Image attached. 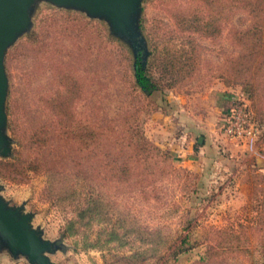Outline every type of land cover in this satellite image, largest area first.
Masks as SVG:
<instances>
[{"label":"rangeland","instance_id":"obj_1","mask_svg":"<svg viewBox=\"0 0 264 264\" xmlns=\"http://www.w3.org/2000/svg\"><path fill=\"white\" fill-rule=\"evenodd\" d=\"M77 11L85 18L102 21L105 37L94 25H86L77 19ZM30 20V26L18 35L17 44H11L4 57L8 78L6 102L9 94L14 116L21 126L44 123L52 130L53 121L35 92L51 83L52 62L61 60L72 64L80 74L87 76L85 93L77 104L79 110L102 123L132 110L143 134L171 155L172 168L166 167L167 161L159 157L155 176L145 183L140 181L144 173L142 168L136 166L134 173L137 175L121 186L112 198L118 208L134 215L145 226L161 227L172 238L188 233L190 242L202 241L211 225L223 226L244 218L251 178L256 172H264V157L253 155L240 139L223 133L221 122L226 115L225 110L220 109L213 115V141L204 146V139L199 143L198 136L192 137L198 162L183 163L184 155H179L183 144L178 138L176 104L179 92L193 97L196 91L215 79L232 86L238 97L243 96L240 93L243 86L238 82L227 83L220 77L208 79L204 64L210 62L220 66L228 57L237 54V46L229 37V28L247 26L250 19L246 13L235 12L217 38L197 37L202 46L200 59L203 65L190 81L151 95L145 94L135 83L134 66L139 59L148 57L147 27L156 21L159 25L165 22L166 26H172L160 0H138L133 20L126 30L115 29L104 15L91 17L82 9L56 5L51 0H35ZM35 20L40 21L44 34L42 43L23 39ZM230 102L231 99L224 104L225 108ZM253 111L258 122L257 146L264 154V106H257ZM2 131L12 151L15 143L10 139L7 126ZM206 135L210 136L203 134ZM56 139L52 135L44 154L59 170L73 171L70 158L74 153L67 144ZM82 168L87 174L92 172L89 164ZM44 182L45 176L35 173L22 183L0 178V197L8 206L31 215L32 226L49 240L51 250L46 254L52 264H101L102 250L76 248L72 237L60 235L69 212L62 211L42 195ZM256 240L257 236L251 234L250 243L254 244ZM204 251L205 244L200 242L179 253L175 259L167 258L163 264H191L204 256ZM10 259L12 264H29L23 255ZM223 264H246V260L242 255L229 254L223 258Z\"/></svg>","mask_w":264,"mask_h":264},{"label":"trees","instance_id":"obj_2","mask_svg":"<svg viewBox=\"0 0 264 264\" xmlns=\"http://www.w3.org/2000/svg\"><path fill=\"white\" fill-rule=\"evenodd\" d=\"M160 1L172 26L156 21L147 27L149 54L134 66L135 83L140 89L151 95L190 81L203 65L197 37H219L225 22L242 11L250 19L248 25L229 28L237 54L220 66L205 62L204 69L208 79L220 77L227 83L241 84L253 110L264 106V0ZM75 13L77 19L94 25L105 37L102 21ZM42 35L40 21L35 20L23 39L42 43ZM7 51L8 47L5 54ZM51 70V83L37 88L35 95L53 121L52 130L44 123L21 126L8 94L7 128L15 144L9 155L0 156V178L22 183L31 173L43 174L42 195L69 212L60 232L62 237H72L76 248L102 250L101 264H163L200 242L205 244L204 256L191 264H223L229 254L242 255L246 264H264V172H256L251 178L244 218L209 226L200 242H190L188 233L172 238L161 227L145 226L118 208L112 198L137 175L136 166L142 168L140 181L145 183L155 176L159 157L172 168L171 155L143 134L132 110L104 123L79 110L77 104L85 93L87 76L75 66L59 60L52 62ZM52 135L74 153L70 158L73 171L59 170L44 154ZM86 164L92 168L89 174L82 168ZM251 234L257 236L254 244L250 243Z\"/></svg>","mask_w":264,"mask_h":264},{"label":"water","instance_id":"obj_3","mask_svg":"<svg viewBox=\"0 0 264 264\" xmlns=\"http://www.w3.org/2000/svg\"><path fill=\"white\" fill-rule=\"evenodd\" d=\"M35 0H0V154L7 156L12 151L2 129L7 126L5 109L8 78L4 66L7 47L30 24V11ZM56 5H70L94 15H104L118 30L130 27L138 0H51ZM30 30V29H29ZM12 140V137L10 136ZM204 136H198L203 143ZM13 141V140H12ZM31 215L8 206L0 197V249L6 248L11 256L23 255L31 264H52L46 251L49 240L31 224Z\"/></svg>","mask_w":264,"mask_h":264},{"label":"crops","instance_id":"obj_4","mask_svg":"<svg viewBox=\"0 0 264 264\" xmlns=\"http://www.w3.org/2000/svg\"><path fill=\"white\" fill-rule=\"evenodd\" d=\"M240 93L244 94L245 92L241 89ZM196 95L189 97L187 94L179 92L176 104L178 116L176 124L180 129V137L178 138L183 144L181 147L182 153L179 155H184L181 160L185 164L197 163L199 159L192 148V137H197L200 134H210L209 137L204 136V146L209 145L213 141L212 135L215 123L213 115L220 109L225 110L226 106L224 104L229 102V99L237 96V93L233 91L232 86L225 84L220 79H215L204 85L198 92L196 91ZM171 143L173 144V142ZM11 257L6 248L0 249L2 264H12L10 262Z\"/></svg>","mask_w":264,"mask_h":264},{"label":"built area","instance_id":"obj_5","mask_svg":"<svg viewBox=\"0 0 264 264\" xmlns=\"http://www.w3.org/2000/svg\"><path fill=\"white\" fill-rule=\"evenodd\" d=\"M225 115L221 122L223 133L240 139L248 152L263 158L264 154L257 146L258 122L246 93L231 98L230 105L225 109Z\"/></svg>","mask_w":264,"mask_h":264}]
</instances>
